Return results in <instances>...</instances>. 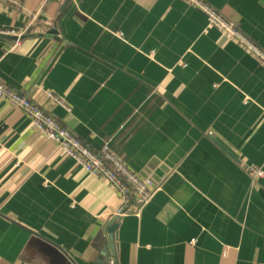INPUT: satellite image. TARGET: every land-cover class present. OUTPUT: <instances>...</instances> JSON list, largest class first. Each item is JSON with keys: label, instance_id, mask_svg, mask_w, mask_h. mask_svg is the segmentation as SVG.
Here are the masks:
<instances>
[{"label": "crops", "instance_id": "crops-1", "mask_svg": "<svg viewBox=\"0 0 264 264\" xmlns=\"http://www.w3.org/2000/svg\"><path fill=\"white\" fill-rule=\"evenodd\" d=\"M203 1L264 50V0ZM65 2L0 0V81L156 191L118 216L0 99V264H264V63L184 0Z\"/></svg>", "mask_w": 264, "mask_h": 264}, {"label": "built area", "instance_id": "built-area-1", "mask_svg": "<svg viewBox=\"0 0 264 264\" xmlns=\"http://www.w3.org/2000/svg\"><path fill=\"white\" fill-rule=\"evenodd\" d=\"M12 5H19L20 0H2ZM194 8L204 12L210 25L221 30L226 35L235 38L240 45L259 61L264 63V50L256 45L241 30L233 27L222 15L203 0H184ZM0 36H18L14 31L0 29ZM19 44V41L15 43ZM49 97L59 105L66 107L64 103L54 95ZM0 99L11 106L21 110L32 121L33 128L49 141L55 143L59 150L71 157L75 163L89 175L103 179L117 190L122 196V206L118 209V216L128 214L126 208L135 202L140 211L154 196L155 187L149 180L141 178L134 173L124 162L122 157L113 152L109 144H106L100 155L83 144L71 131L61 127L56 119L47 114L34 101L27 99L20 93L9 88L0 81ZM69 112L70 109H67ZM249 175L255 184H259L264 178V171L258 167L249 168ZM108 264H118L116 260H109Z\"/></svg>", "mask_w": 264, "mask_h": 264}, {"label": "water", "instance_id": "water-1", "mask_svg": "<svg viewBox=\"0 0 264 264\" xmlns=\"http://www.w3.org/2000/svg\"><path fill=\"white\" fill-rule=\"evenodd\" d=\"M71 0H66L65 4H64V9L66 8V6L70 3ZM30 36V35H29ZM39 37H49V38H53L56 40V36H57V31H52V33H49V35H38ZM28 37L27 36H22V37H10L11 39H14V40H24ZM58 40V39H57ZM119 217L115 218L113 220V222H111V224L109 225V227L107 228V233L110 235V239L112 241H114L116 239V236H117V230L119 228Z\"/></svg>", "mask_w": 264, "mask_h": 264}]
</instances>
